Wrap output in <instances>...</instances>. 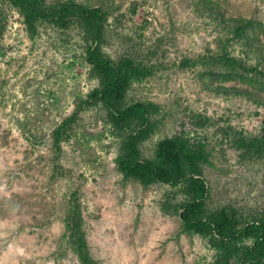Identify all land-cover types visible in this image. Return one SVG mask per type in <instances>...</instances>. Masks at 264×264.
Returning <instances> with one entry per match:
<instances>
[{"label": "rangeland", "instance_id": "rangeland-1", "mask_svg": "<svg viewBox=\"0 0 264 264\" xmlns=\"http://www.w3.org/2000/svg\"><path fill=\"white\" fill-rule=\"evenodd\" d=\"M76 1L111 8L105 54L117 59L135 46L162 55L157 60L165 69L132 82L127 93L128 102L160 105L142 156L152 159L165 137L204 142L213 162L203 167L207 210L233 208L239 224L263 211L264 150L255 153L250 141L258 138L264 149V84L225 80L199 64L182 67L185 59L217 48L215 24L191 0ZM214 1L230 22L252 19L264 43V0ZM0 15V264H80L64 225L67 196L75 188L88 250L98 264H222L214 237L179 234L174 188H143L123 178L114 161L120 140L101 108L84 111L61 142L60 162L71 175L52 176L51 131L98 81L90 76L78 28L41 24L31 41L6 0H0ZM232 87L255 100L228 94ZM249 243L234 247L230 264H255L244 256Z\"/></svg>", "mask_w": 264, "mask_h": 264}, {"label": "trees", "instance_id": "trees-1", "mask_svg": "<svg viewBox=\"0 0 264 264\" xmlns=\"http://www.w3.org/2000/svg\"><path fill=\"white\" fill-rule=\"evenodd\" d=\"M6 1L21 15L31 41L38 36L41 24L60 29L78 28L85 47V60L90 65V76L98 81V85L85 96L73 100L71 113L51 131L52 176L59 179L71 175L60 162L61 142L73 131L84 111L92 107L101 108L114 135L120 140V153L114 161L123 178L133 179L143 188L165 184L176 190L172 198L175 202L171 206L179 210V234L214 237L219 254L224 258L222 264H230L235 254L234 247L249 240L244 250L245 258L255 264H264V210L241 224L233 208L207 210L210 189L203 167H212L213 162L204 142H194L182 135L165 137L156 142L152 159L141 154V144L156 131L158 120L153 118L159 113L160 105L153 101L128 102L127 93L132 82L165 69L157 60L162 55L150 48L146 52L141 49L138 52L139 47L135 46L117 59L105 54L102 46L112 15L110 7L85 5L76 0ZM191 1L201 17L215 24L217 48L212 50L208 47L204 53L185 59L182 67L199 64L217 70L225 80L241 77L248 79L247 83L260 81L264 84V43L258 39L253 20L239 18L230 22L214 0ZM227 90L228 94L233 90L255 100L254 95L246 90L236 87ZM250 149L262 153V141L254 138L250 141ZM78 193L79 188H75L67 196L64 210L66 234H70L74 241L80 264H98L88 250Z\"/></svg>", "mask_w": 264, "mask_h": 264}]
</instances>
